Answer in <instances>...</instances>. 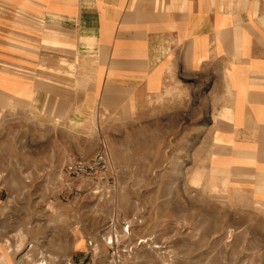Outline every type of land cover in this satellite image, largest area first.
<instances>
[{
  "label": "rangeland",
  "instance_id": "obj_1",
  "mask_svg": "<svg viewBox=\"0 0 264 264\" xmlns=\"http://www.w3.org/2000/svg\"><path fill=\"white\" fill-rule=\"evenodd\" d=\"M191 80L84 117L75 80L0 99V264H264V175L215 169L213 102ZM97 156L101 180L66 173Z\"/></svg>",
  "mask_w": 264,
  "mask_h": 264
},
{
  "label": "crops",
  "instance_id": "obj_2",
  "mask_svg": "<svg viewBox=\"0 0 264 264\" xmlns=\"http://www.w3.org/2000/svg\"><path fill=\"white\" fill-rule=\"evenodd\" d=\"M47 75L75 80L79 117L197 79L215 169L264 175V0H0V99L45 102Z\"/></svg>",
  "mask_w": 264,
  "mask_h": 264
},
{
  "label": "built area",
  "instance_id": "obj_3",
  "mask_svg": "<svg viewBox=\"0 0 264 264\" xmlns=\"http://www.w3.org/2000/svg\"><path fill=\"white\" fill-rule=\"evenodd\" d=\"M107 170V160L103 156H97L89 162L70 163L65 168L66 173L73 178L92 181L101 180ZM125 231L128 232V229Z\"/></svg>",
  "mask_w": 264,
  "mask_h": 264
},
{
  "label": "bare ground",
  "instance_id": "obj_4",
  "mask_svg": "<svg viewBox=\"0 0 264 264\" xmlns=\"http://www.w3.org/2000/svg\"><path fill=\"white\" fill-rule=\"evenodd\" d=\"M247 169V168H246ZM40 264H45L43 261H42V263H40ZM47 264V263H46Z\"/></svg>",
  "mask_w": 264,
  "mask_h": 264
}]
</instances>
